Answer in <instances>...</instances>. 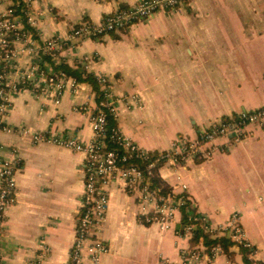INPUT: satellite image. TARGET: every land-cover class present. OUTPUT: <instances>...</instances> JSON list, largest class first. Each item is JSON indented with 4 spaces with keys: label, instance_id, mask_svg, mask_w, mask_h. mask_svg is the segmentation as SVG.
<instances>
[{
    "label": "crops",
    "instance_id": "obj_1",
    "mask_svg": "<svg viewBox=\"0 0 264 264\" xmlns=\"http://www.w3.org/2000/svg\"><path fill=\"white\" fill-rule=\"evenodd\" d=\"M17 1L0 0V10ZM140 1L35 0L33 31L41 41L67 39L81 22L99 23ZM28 60L23 55L21 65ZM55 62L56 71L66 63L96 79L107 76L120 131L150 153L166 152L211 122L264 106V0H188L131 27L68 42ZM68 75L58 104L30 89L14 95L7 123L90 141L89 113L76 107H94L101 86ZM248 131L209 158L162 164L159 180L187 194L213 225L239 212L254 257L264 263V127L251 125ZM0 142L1 158L15 149L23 163L16 173V201L2 225L1 264H68L83 202L84 154L18 133L0 131ZM138 204L137 195L120 184L110 187L102 229L110 250L100 264H180L183 250L199 239L183 233L181 215L164 228L147 222ZM231 246L232 254L216 264H246L243 249Z\"/></svg>",
    "mask_w": 264,
    "mask_h": 264
},
{
    "label": "built area",
    "instance_id": "obj_2",
    "mask_svg": "<svg viewBox=\"0 0 264 264\" xmlns=\"http://www.w3.org/2000/svg\"><path fill=\"white\" fill-rule=\"evenodd\" d=\"M34 1L18 0L0 10V131L30 136L34 143L50 142L84 154L83 202L77 211V231L68 264H100L102 255L110 250L102 237V229L110 203V187L114 184H120L127 192L137 195L140 211L146 214L147 222L170 228L181 215L184 218L183 233L187 237L193 239L195 231L200 228L211 235L209 238L218 240L209 244L203 236L198 237L195 245L183 250L180 264H216L221 255L227 254L219 242L227 235L231 247L251 250L247 256L249 264H264L254 257V247L246 238L239 212L232 213L224 223L213 225L197 211L187 194L175 193L173 189H166L162 181H155L160 179L162 164L185 162L195 157L209 158L222 146L229 147L232 141L245 139L249 126L264 127V106L211 122L196 137L179 138L170 150L158 154L142 149L117 126L111 128L110 135L107 133L109 118H115L117 113L113 86L105 75L97 77L101 92L95 106L84 103L76 107L89 113L93 138L88 142L69 135L32 132L6 121L14 95L21 90L30 89L38 98L45 94L60 103L69 75L63 70H54L52 62L56 64L61 48L68 42L131 27L162 9L174 10L188 0H141L130 8L106 14L99 23L81 22L72 28L67 39L50 37L44 41L33 31ZM23 55L29 59L26 66L20 62ZM71 85L77 93V82L73 80ZM3 149L0 142V153ZM22 164L15 149L9 158L0 157V236L8 208L16 201V173Z\"/></svg>",
    "mask_w": 264,
    "mask_h": 264
},
{
    "label": "trees",
    "instance_id": "obj_3",
    "mask_svg": "<svg viewBox=\"0 0 264 264\" xmlns=\"http://www.w3.org/2000/svg\"><path fill=\"white\" fill-rule=\"evenodd\" d=\"M60 69H62L63 71L67 72L68 74L76 77L77 79L81 80L83 79L84 76H86V80L88 81H91L94 85H97V79L95 78V76L93 77L92 74H89V73H86L85 71L83 70H80V69H74L72 68L71 66H69L68 64L66 63H62L58 66ZM117 126V122L115 120V118L113 116H110L109 118V122H108V134L110 135V131H111V128L112 127H115ZM156 182H159L161 180L159 179H156L155 180ZM200 236H203L204 239L207 241V243L209 244H212V243H217L218 240L216 239H211L209 238V236L207 235V233H205L203 231V229H200L198 228L196 231H195V237L194 239L197 240L198 237ZM220 243H222L223 247L225 248V251L227 252V254H232L229 250V245H231V239L229 237H223L220 241ZM251 250L250 249H243V254H244V258H245V262L246 264H249V260H248V254Z\"/></svg>",
    "mask_w": 264,
    "mask_h": 264
}]
</instances>
